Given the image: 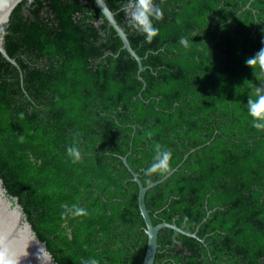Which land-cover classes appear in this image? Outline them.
Returning <instances> with one entry per match:
<instances>
[{
  "label": "trees",
  "instance_id": "obj_1",
  "mask_svg": "<svg viewBox=\"0 0 264 264\" xmlns=\"http://www.w3.org/2000/svg\"><path fill=\"white\" fill-rule=\"evenodd\" d=\"M106 1L143 80L95 0H23L4 25L21 68L0 52L4 187L58 264H142L146 222L123 157L144 185L182 162L146 205L154 224L197 236L162 228L154 264H264V130L247 111L264 72L245 63L264 47V0H154L163 19L151 43L126 0ZM156 143L170 167L146 175ZM72 205L88 214H67Z\"/></svg>",
  "mask_w": 264,
  "mask_h": 264
},
{
  "label": "water",
  "instance_id": "obj_2",
  "mask_svg": "<svg viewBox=\"0 0 264 264\" xmlns=\"http://www.w3.org/2000/svg\"><path fill=\"white\" fill-rule=\"evenodd\" d=\"M23 0H0V52L10 62L15 64L20 70L17 60L10 56L4 46V25L9 21L10 16L15 7ZM32 1V0H28ZM253 0L247 4L250 7ZM97 7L104 14L109 26H112L123 42V48L127 49L129 53L138 61L139 78L143 80L140 75L144 69L142 57L133 48L128 34L125 29L119 24L116 19L115 12L109 7L106 0H95ZM193 151V150H191ZM190 152L186 153L184 160L188 157ZM123 160L132 173L133 180L139 185V207L141 214L146 222V232L148 234V245L145 257L142 264H154L157 249H158V233L162 228L168 227L175 229L183 234L189 236H197V231L190 232L179 227L176 223L162 221L154 224L150 216V211L146 205V192L149 188L163 182L169 178L182 164L180 162L172 170L166 173L159 180L153 181L148 185H144L137 172H135L127 159ZM0 259L12 261L13 264H58L53 255L47 249L46 243L41 241L36 232L33 230L31 223L19 204L17 198H13L8 190L4 187L3 180L0 178Z\"/></svg>",
  "mask_w": 264,
  "mask_h": 264
},
{
  "label": "clouds",
  "instance_id": "obj_3",
  "mask_svg": "<svg viewBox=\"0 0 264 264\" xmlns=\"http://www.w3.org/2000/svg\"><path fill=\"white\" fill-rule=\"evenodd\" d=\"M128 16L129 25L139 33L144 34L145 40L151 43L152 40L159 34V29L153 25V19L156 21L163 19V10L160 6L154 3V0H126L122 9ZM179 43L185 47L189 46V41L186 37L181 36ZM246 65L253 70L258 66L261 72H264V47L257 51L253 56L245 61ZM247 111L252 118V126L258 130H264V85L255 88L254 98L249 96L247 101ZM151 138V133H148ZM20 141L23 142L24 137L20 136ZM155 157L153 163L145 169L146 175L166 172L170 167L172 153L170 150L162 149L159 143L155 144ZM67 154L72 158V162H78L81 159V153L77 146L72 145L67 148ZM67 214L73 217L86 216L87 210L77 205H72L67 210ZM0 264H13L12 261L0 259ZM84 264H99L96 259H90Z\"/></svg>",
  "mask_w": 264,
  "mask_h": 264
}]
</instances>
